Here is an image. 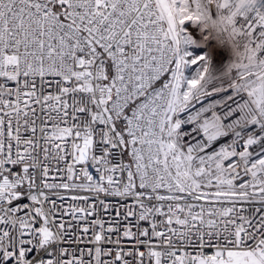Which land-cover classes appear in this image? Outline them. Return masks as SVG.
Instances as JSON below:
<instances>
[{"label": "snow or ice", "instance_id": "6c2138e0", "mask_svg": "<svg viewBox=\"0 0 264 264\" xmlns=\"http://www.w3.org/2000/svg\"><path fill=\"white\" fill-rule=\"evenodd\" d=\"M0 264H264V0H0Z\"/></svg>", "mask_w": 264, "mask_h": 264}]
</instances>
